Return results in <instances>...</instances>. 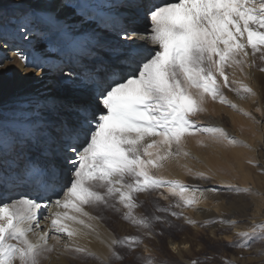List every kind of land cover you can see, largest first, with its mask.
<instances>
[{
  "label": "snow or ice",
  "instance_id": "snow-or-ice-1",
  "mask_svg": "<svg viewBox=\"0 0 264 264\" xmlns=\"http://www.w3.org/2000/svg\"><path fill=\"white\" fill-rule=\"evenodd\" d=\"M146 19L151 26L147 41L158 47L148 49L133 43L117 48L119 65L125 67L113 66L94 80V93L98 94L69 106L73 119L61 127L57 163L33 165L15 177H27L39 195L9 202L0 199V264H41L44 253L56 250L49 247L50 236L60 244L57 234L67 238L62 253L99 260L78 243L93 234L99 238L93 223L99 217L88 209L119 211V205L127 210L123 220L151 232L154 224L164 221L160 216H135L136 194L164 189L177 197V208L194 207L203 197L202 189L157 175L167 163L190 156L184 147L186 138L206 135L215 144L249 147L222 128L197 125L191 117L206 112L211 101L252 119L222 89L235 92L240 100L256 96L251 87L235 79L231 84L237 87L232 88L226 69H232L233 76L238 70L247 78L244 69L252 66L249 56L259 54L264 60V0H169L149 9ZM134 35H139L135 28L126 30V38ZM197 145L207 146L203 140H197ZM65 170L68 180L57 192ZM196 175L210 179L203 173ZM4 179L0 175V181ZM225 189L237 194L248 191L231 185ZM52 196L57 198L50 205L42 202L51 201ZM170 209L156 210L181 217ZM45 212L50 220L48 230L40 228ZM238 236L243 243L231 247L251 248L264 242V223ZM142 243L136 236L111 239L110 256L101 264L127 259L114 248L134 253ZM144 264L156 262L148 259Z\"/></svg>",
  "mask_w": 264,
  "mask_h": 264
},
{
  "label": "rangeland",
  "instance_id": "rangeland-1",
  "mask_svg": "<svg viewBox=\"0 0 264 264\" xmlns=\"http://www.w3.org/2000/svg\"><path fill=\"white\" fill-rule=\"evenodd\" d=\"M120 1L123 2V0ZM127 1L128 4L125 5L124 8L123 6H121L122 12L116 10L114 11L116 12V14H112L110 12L105 13L106 15H116L113 21L111 20V22L116 23V26H118L121 24V22H124L123 17H128V21L135 20L136 18V22L139 23L138 17H140L143 18L145 27H151L150 22L146 19V13L149 9L152 8V6L149 9L141 12L139 9V4H137V0ZM42 2H44V0H0V30H8L7 24H11L13 22L16 24L18 23L20 26H24L25 22H27L25 28H28L29 24L35 25L37 22L35 21L36 16L33 9L39 11ZM150 2H154L155 5H160L169 2V0H151ZM125 3L126 2H124V4ZM80 4L81 3H79V5ZM131 5H135L136 8L132 9ZM62 7L63 6H60V8ZM80 7L83 8L84 6L80 5ZM129 9H132L133 11L129 13ZM54 16L55 21L57 23H63L65 25L70 24V21L67 20V15L59 16V11H56ZM116 26H112L109 23L108 27L106 28L110 29L111 31H114V28ZM123 30L124 28H120L116 31ZM39 32H41V30ZM110 35L104 38L102 37V42L107 40L108 42H106V44H110L111 41L109 40H117L118 38H120V40L125 39L127 41L128 39H130L126 38L125 32H119V37ZM121 35L123 38L121 37ZM92 36L93 35H89L86 38H81L80 40L79 38L74 36L77 38V41L74 43H72L71 40L69 41L68 39H66L65 41L63 38H61V36H55L53 38H49V40L56 44L58 47H69L68 51H70V49H73L72 51L77 50L78 54L74 56V62H78L79 57L82 54H85V56H82L81 58L82 61L87 62L86 64L89 67L93 66L92 68H95V70L104 74L110 70L108 69L110 66H114V64L112 65V63L115 60V56H113L114 58L112 59H109L108 57L106 60H104L105 56H101L99 57L101 60L97 62L89 60L87 61L86 58H90L89 55L93 54L92 49L80 48V44L92 40ZM41 40L38 41L37 39L36 44L34 43L35 39H33L31 41V47L29 49L28 47H24V51H26L25 57L28 59V61H32L34 59V51V53H38L39 55L41 54L40 49H37L38 42H41ZM125 43L126 42H124V44ZM9 44L10 43L7 44V47ZM22 46H24V44H22ZM109 52H111V50H109ZM68 59L70 60V58ZM249 61H251L252 63L251 71L253 73H251L249 81L251 83L250 85L252 86L253 91L257 95L255 97H249L243 101L250 104L248 112H250L249 114L252 117L253 121L255 122L256 120L255 124L260 132V142L257 141L255 143V145L258 147L257 151H255V157L256 155H258V159H261H257L258 161L256 162L253 160V156L251 157L252 160L250 158L249 160L242 159L240 157L237 158L232 152V150L239 147H227L224 145L215 144L212 141L208 140L206 135L186 138L188 142H192L193 147H191L194 149L195 154L202 153L205 154L209 160L215 159L212 163V168L204 169V171L191 170L190 174L187 170H184L182 179L172 178L169 180H177L190 187L204 190L203 197L200 199V202L194 207L177 208L175 207L177 197L169 195V193L164 189L152 191L150 193L136 194L135 202L137 204V207L133 210L135 216H160L161 219L164 221L163 223L154 224L151 232L146 229L138 228L132 225L130 222L123 220V213L127 210L119 205H117L119 211H115L112 208L102 210L88 209V211L91 212L93 215L99 217V219L97 220L98 222H96L107 236L106 241L103 242V249L101 250V252L92 251L97 256H99L100 259L97 260L86 257L73 258L71 254H65V257L63 256L65 258L63 259L65 264H101L103 260L110 256L108 248L109 241L111 239L120 240L127 236H136L141 241H143V243L137 247L134 253H128L127 248H114L113 251L117 252L122 256H127V259L123 261L111 260L110 264H144V262L148 259L155 260L156 264H191L192 260H199L200 264H224L225 261H228L229 264H264V255L260 254L262 251H264V242H257L253 244L251 248L244 249L230 246L237 243H243V241L238 236L239 233L248 232L251 230L252 227L264 223V170L263 168H261L262 165L264 166V72L260 71L261 68H264V60H261L260 55L257 54L256 57L249 56ZM78 63H80V61ZM103 65H106L107 69L101 70ZM73 66L81 68V64H73ZM120 67L124 68L125 66ZM88 75L91 77V74ZM99 77L96 75L93 78L96 80ZM93 78H91L90 80L92 81ZM84 82H87V77ZM88 86L91 87L90 84ZM90 87L86 89L80 86H71L69 87V89H64V92H55L52 103L61 100L63 106L66 103L74 105L73 102H76L75 98L80 96V94L76 96L77 91L82 90L86 95V92L90 89ZM62 90L63 88H61V91ZM93 94L94 92H92L91 95ZM224 95L229 98L227 94L224 93ZM84 98V96H81L80 102H82ZM235 98H238L237 95L235 96ZM229 100L231 99L229 98ZM210 102H208L206 105L211 104L210 106L212 108L208 107L207 111L216 116L221 113L219 114L222 118L221 127L229 136L235 138L237 133L240 134L241 132V134H244L248 132L246 125L242 121H240L238 124H232L228 116H226V112H218L216 111V109L213 110V107L215 108L214 104L219 103L213 102L212 104V102ZM77 103L79 102L77 101ZM224 107L226 108L227 106ZM63 109L65 108L60 107V112H62ZM53 110L55 112L54 115H49L45 122L39 121V123H44L43 125H41V127L44 128L52 127L54 129V132L57 133L59 130L61 131V127L64 124L63 122H65L62 120V117L66 113L64 115H59L56 111V108H54ZM11 112L12 110L9 109H0V127H3V123L10 122V116L14 114ZM7 113L8 116L4 117V115ZM54 116H58L59 118H61L62 122H59V124L57 125L56 122L53 121ZM196 116L191 117V119L196 120ZM58 117H54V120L58 119ZM242 120L245 122L244 119ZM238 126H240V128ZM244 128H246V130ZM42 136L44 135L42 134ZM0 138L4 139V135L1 131ZM21 138L22 143L20 144V142L18 141ZM31 139L32 138L30 136H23L19 137L15 141L13 140L12 142L6 140L3 142L0 140V158H5L7 160L11 159V161L6 164L9 167H13L12 161H16V165L19 166V156L22 160H24L27 169H29L33 165L45 167L51 166L50 161L44 163L40 159L39 154L37 152H30L32 148H28L26 151H23V153L22 151H20V149L23 150L24 146H28L27 144L31 141ZM236 139L239 140L240 138L236 137ZM56 140L58 141L57 135ZM197 140H203V142L207 146L199 147L197 145ZM43 141L44 138L41 142H34L32 147H35V149H40L42 147ZM53 142L54 141L52 139V143ZM81 143H83V141H81ZM247 145L250 149L249 143H247ZM14 147L15 154L13 153ZM56 149H58V147L52 146L51 151H54L53 153L55 154ZM45 151L47 152V149ZM220 152L225 153V158L228 159V162H225L223 159H221ZM54 154L52 156H54ZM195 154L190 155L191 159H196ZM259 154H261V156ZM46 157L48 158L49 155ZM54 157H50L48 160H53ZM5 169V166H0V175L3 174ZM197 173H203L204 176L210 177V179H200L196 175ZM241 173L247 174L250 177V179L247 181V184L241 182L239 176V174ZM11 176V181L17 182V180L15 179L16 175L11 174ZM220 176H222L228 182V184L220 185ZM27 180L28 179L26 178V182L30 184L26 183V185L31 187V185L34 183H31ZM67 180L68 175L65 170L63 177L60 180V184L63 186V184L67 182ZM227 185H231L240 189H247L248 191L239 194L235 192H229L225 189V186ZM208 189H216V191H208ZM5 191L7 193L9 189L5 188ZM169 206H171V211L180 213L181 217L176 218L171 216L169 213L158 212L156 210L158 207L169 208ZM252 211L253 213H251ZM230 213L234 214L236 216V219H228V215ZM187 220H190L192 223H187ZM233 221L236 223V226L230 227L229 224ZM46 254L47 253H44L43 256H45ZM141 257H143L144 259L141 260Z\"/></svg>",
  "mask_w": 264,
  "mask_h": 264
},
{
  "label": "bare ground",
  "instance_id": "bare-ground-1",
  "mask_svg": "<svg viewBox=\"0 0 264 264\" xmlns=\"http://www.w3.org/2000/svg\"><path fill=\"white\" fill-rule=\"evenodd\" d=\"M123 1H125L126 3L124 4V2L120 0H44L39 11L33 9L36 16L35 21L37 22L35 25L29 24L28 28H25L27 22H25L24 26H20L18 23L16 24L13 22L11 24H7V29L9 31L0 30V109H9L12 110L11 113H14L10 116V122L3 123V127H0V131L4 135V139L0 138L1 141L4 142L6 140L12 142L13 140H17L19 137L30 136L32 139L27 144L28 146H24L23 150L20 149V151H22L23 153V151H26L28 148H32L30 152H37L40 159L44 163H46L47 161H50L51 165L57 163V157L53 153L54 151L52 152L50 149V153L54 154L55 157L50 155L49 148H51V146L58 147L56 135L58 139L61 131L59 130L56 133L54 132V129L52 127H41V124L43 123H39V121L45 122L49 115L51 116L55 114L53 110L54 108L59 109L61 106H63L61 100L52 103L55 92H64V89H69V87L71 86H80L87 89L90 87L88 85L92 84L90 89L87 90L86 95L82 90L77 91L76 96H78V94H80V96L75 98L76 102H73L75 105L77 101H81V96H84L85 100L92 94V92H94L93 86L95 79L93 77L96 75L99 77L102 75V73L95 70V68H92L93 66L89 67L86 64L87 62L82 61L81 58L82 56H85V54H82L79 57L80 63L78 64H81V68L74 67L72 62H74V56L78 54V51H72L73 49H70V51H68L69 47H58L56 44L50 41L49 38L61 36V38H63L65 41L66 39H68L69 41L71 40V42L74 43L77 41V38H79L80 40L83 37L86 38L89 35H93L91 37L92 40L80 44V48L92 49L93 54L89 55L91 59L86 56V60L97 62L101 60L99 58L101 56H105L104 60H106L108 57L109 59H112L114 58L113 56H115V60L112 65L114 64V66L117 67L123 66L119 65L118 59L116 58L117 48L133 43L143 45L148 49L158 47L157 45H153L147 41V37L151 34V27H145L143 18L138 17V23L136 22V18L135 20L128 21V17H123L124 22H121V24L118 26H116V23L111 22V20L113 21L116 15H106L105 13L110 12L112 14H116V12L114 11H121V6H123L124 8L125 5L128 4L127 0ZM150 1L151 0H137V4H139V9L141 12L149 9L151 6L154 7L155 3H151ZM79 3H81L80 5H83L84 7H80ZM60 6L63 7L60 8ZM131 7L132 9L136 8L135 5H131ZM132 9H129V13L133 11ZM56 11H59V16L67 15V20L70 21V24L65 25L63 23H57L54 16ZM109 23L112 26H116L114 28V31L106 28L108 27ZM120 28H124V30L116 31ZM127 28H135L139 32V35H134L127 41L124 39V41L126 42L125 44L121 43L114 47L113 44H106V42H108L107 40L102 42V37L104 38L110 34L119 37V32L126 33ZM40 30L41 32H39ZM74 36H76L77 38ZM33 39H35L34 43L36 44L37 39L38 41L42 39L41 42H38L37 46V49H40L41 54L39 55L38 53H34V51V59L32 61H28V59L25 57L26 51H24V47H28L29 49L31 47V41ZM114 41L116 40H113V42ZM7 42L10 43L8 47ZM22 44H24V46H22ZM109 50H111V52H109ZM68 58H70V60ZM249 63L252 65L251 61H249ZM111 68L112 67L110 66L108 69ZM104 69H107L106 65H103V67L101 68V70ZM251 69V67L247 66L244 69V72L247 74V78H245V75L241 74L238 70L236 71L235 76H233V70L226 69V72L229 74L230 86L232 88L237 87L236 84H231V81L235 79L236 81H240L252 88L249 81V77L252 73ZM86 72L88 74H91V77L85 75ZM86 77L87 81L91 82L87 83L88 85L86 84V82H84ZM91 78H93L92 81L90 80ZM61 88H63L62 91ZM222 90L231 99L230 101L236 103L239 108L248 112V108L250 106L249 103H246L243 100L241 101L238 98L236 99L235 92L229 91V89L227 88H224ZM70 105L71 104L66 103L63 106V108L65 109H63L61 115H64L66 113L62 117V120L65 122L73 119V115L69 107ZM210 105H206V109L208 107H211ZM214 105L215 108L213 107V110L216 109V111L218 112H226V116H228L232 124H238L240 121H242L248 129L247 133H237L236 137H239V140L243 141L245 144L249 143L250 149L248 147V149L242 147L235 148L232 150L234 155L237 158L240 157L242 159L248 160L253 156V160L256 162L261 159H258V155H256L255 157V151H257L258 148L255 143L260 139V132L255 124L256 120L254 122L253 119H249L241 113L233 111L229 107L225 108L224 105ZM219 114L216 116L206 110V112L204 113L197 114L198 116H196V120L194 119L195 121H193L197 125L222 128V118ZM7 116L8 113L4 115V117ZM54 117L57 118L58 116ZM54 117L53 121L56 122L57 125L59 124V122H62L61 118L54 120ZM242 119H244L245 122ZM238 127L240 128V126ZM244 129L246 130V128ZM42 134L44 136H42ZM46 134H48L50 137L49 141L45 143L42 142V147L40 149H35V147H32L34 142H41L43 138L45 139ZM52 139L54 141L53 143ZM18 142H20L21 144L22 138ZM191 146L193 147L192 142H188L186 140L185 147L187 148L185 149L188 150L190 155L195 154L194 149ZM46 149L47 152L45 151ZM14 150L15 147L13 149V153ZM48 155L49 157L47 158L46 156ZM195 155L196 159H191V157L189 156L187 158H180L178 163H168L167 165H165V168L157 174H161L166 179H182L183 171L186 169L194 171H204V169L212 168V163L215 159L209 160L208 157L202 153H197ZM259 155L261 156V154ZM225 156L226 155L224 152H220L221 159H223L225 162H228V159L225 158ZM50 157H54V159L48 160ZM9 161H11V159L7 160L5 158H0V166H5L6 168L2 174L5 179L3 181H0V199L4 200L5 202H9L21 196H30L36 198L39 195L38 189L35 184H32L31 187L26 185L27 177H25L23 180H17V182L11 181V174L17 176L26 172L27 167L24 160H22L19 156V166L16 165V161H12L13 167H9L6 165ZM261 168H263L264 170L263 165L261 166ZM239 176L241 182L244 184H247V181L250 179V177L244 173L239 174ZM219 183L220 185L228 184V182L222 176L219 177ZM61 186L62 185L60 184V186L57 187V192L61 190ZM5 188L9 189L7 193L5 191ZM48 195H51V193H48ZM56 198V196H52L51 201H49L48 199H44L42 202L50 205L51 202ZM52 211L56 210L52 209ZM251 213H253V211ZM47 216L48 213L45 212V215L40 219V228L43 230H48V225L50 224V220L45 218ZM235 217L236 216L232 213L228 215V219H236ZM97 222L94 221L93 223L98 229L99 238L95 234H93L86 238H81L78 243L81 246L90 249L91 251L101 252V250L103 249V242L106 241L107 236L105 235L103 230H101V227H99ZM37 231H39V229ZM57 235L60 236V244H57L56 240L52 239L50 236L48 241L49 247L55 246L56 250L41 257V264H65L63 260L65 259V254L62 253V246L67 242V238L62 234ZM30 238L33 240L36 239L35 236H31Z\"/></svg>",
  "mask_w": 264,
  "mask_h": 264
}]
</instances>
